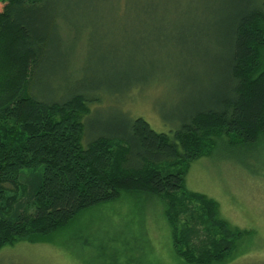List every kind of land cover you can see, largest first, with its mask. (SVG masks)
I'll use <instances>...</instances> for the list:
<instances>
[{
	"label": "trees",
	"instance_id": "1",
	"mask_svg": "<svg viewBox=\"0 0 264 264\" xmlns=\"http://www.w3.org/2000/svg\"><path fill=\"white\" fill-rule=\"evenodd\" d=\"M245 1L212 48H169L179 73L221 77L209 100L170 135L141 118L90 128L86 119L96 99L81 85L62 86L70 63L56 22L65 4L0 3V249L44 243L84 211L129 193L163 203L174 254L185 264L230 260L250 234L232 228L216 202L184 184L192 162L211 156L223 137L231 147L264 139V0ZM131 50L137 59L138 49ZM136 85L129 78L122 88Z\"/></svg>",
	"mask_w": 264,
	"mask_h": 264
},
{
	"label": "rangeland",
	"instance_id": "2",
	"mask_svg": "<svg viewBox=\"0 0 264 264\" xmlns=\"http://www.w3.org/2000/svg\"><path fill=\"white\" fill-rule=\"evenodd\" d=\"M54 1L65 4L56 22L70 63L62 86L73 91L81 85L96 99L86 119L90 128L141 118L167 135L209 100L211 86L221 79L202 69L179 73L180 61L170 58L169 48H212L227 33V19L246 6L245 0ZM131 48L138 49L137 59ZM129 78L137 85L122 88ZM224 140L211 156L192 162L184 186L216 202L222 220L250 234L224 264H264V139L250 147ZM170 237L158 198L121 193L114 202L84 211L44 243L3 247L0 264H185Z\"/></svg>",
	"mask_w": 264,
	"mask_h": 264
}]
</instances>
